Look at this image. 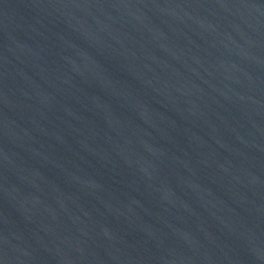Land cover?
Listing matches in <instances>:
<instances>
[{
	"label": "water",
	"instance_id": "1",
	"mask_svg": "<svg viewBox=\"0 0 264 264\" xmlns=\"http://www.w3.org/2000/svg\"><path fill=\"white\" fill-rule=\"evenodd\" d=\"M0 264H264V0H0Z\"/></svg>",
	"mask_w": 264,
	"mask_h": 264
}]
</instances>
